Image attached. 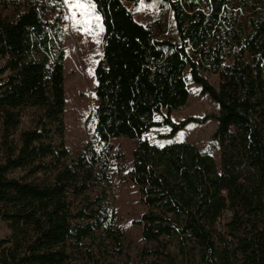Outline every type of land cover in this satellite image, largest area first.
<instances>
[{
	"label": "trees",
	"instance_id": "obj_1",
	"mask_svg": "<svg viewBox=\"0 0 264 264\" xmlns=\"http://www.w3.org/2000/svg\"><path fill=\"white\" fill-rule=\"evenodd\" d=\"M126 1L167 5L174 37L124 0H96V143L76 151L64 141L60 12L45 17L48 0H0V264H134L111 204L118 137L137 141L130 177L146 205L135 264H264V0ZM188 82L216 114L172 120ZM208 118L218 162L147 136L166 126L157 137L171 139Z\"/></svg>",
	"mask_w": 264,
	"mask_h": 264
},
{
	"label": "rangeland",
	"instance_id": "obj_2",
	"mask_svg": "<svg viewBox=\"0 0 264 264\" xmlns=\"http://www.w3.org/2000/svg\"><path fill=\"white\" fill-rule=\"evenodd\" d=\"M125 4L133 10L136 19L151 26L155 31L162 28L167 37H174L171 12L167 5L155 3H131L124 0ZM49 8L44 13L50 19L59 16L58 38L64 50V89L66 96L65 105V145L70 150L80 151L84 144H95L92 134V121L90 113L95 99L96 79L94 69L102 57L103 31L93 26L92 33L85 34L82 28L74 25L72 19H66L69 15L68 6L63 0H48ZM7 15L10 12L6 11ZM52 35L54 33H51ZM206 78L217 85L216 74L204 72ZM189 98L187 104L170 112V117L175 122L188 116L214 115L217 113V105L206 94L200 92L199 86L188 82ZM166 113V111H163ZM216 127V121L208 118L203 123L190 122L179 130L171 139L158 138L160 134L167 133L166 126L154 128L148 134L152 143L160 146L171 141H184L194 144L201 152L210 153L218 162L219 146L212 134ZM112 151L121 154L119 162L112 161L111 170V204L116 212V222L122 228L126 236V244L130 249V255L135 264L138 250L143 244L141 214L146 205L141 200L138 188L130 177L132 170V152L136 147V139L126 137L112 138ZM9 235L5 222L0 220V239Z\"/></svg>",
	"mask_w": 264,
	"mask_h": 264
},
{
	"label": "snow or ice",
	"instance_id": "obj_3",
	"mask_svg": "<svg viewBox=\"0 0 264 264\" xmlns=\"http://www.w3.org/2000/svg\"><path fill=\"white\" fill-rule=\"evenodd\" d=\"M63 2L69 10V15L65 18L72 19L74 25L81 27L85 34L92 33L93 26L103 31L102 17L99 15L96 0H63Z\"/></svg>",
	"mask_w": 264,
	"mask_h": 264
}]
</instances>
